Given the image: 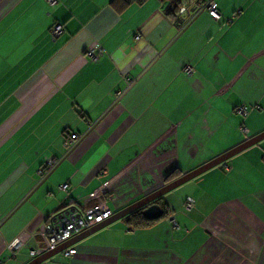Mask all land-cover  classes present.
Listing matches in <instances>:
<instances>
[{
  "label": "crops",
  "instance_id": "obj_1",
  "mask_svg": "<svg viewBox=\"0 0 264 264\" xmlns=\"http://www.w3.org/2000/svg\"><path fill=\"white\" fill-rule=\"evenodd\" d=\"M213 1L219 20L205 8L178 27L162 0H0V264L27 263L61 205L115 213L158 171L182 175L264 131V0ZM51 160L52 182L39 173ZM182 186L161 217L120 218L42 264H264V138Z\"/></svg>",
  "mask_w": 264,
  "mask_h": 264
},
{
  "label": "built area",
  "instance_id": "obj_2",
  "mask_svg": "<svg viewBox=\"0 0 264 264\" xmlns=\"http://www.w3.org/2000/svg\"><path fill=\"white\" fill-rule=\"evenodd\" d=\"M49 6H53L57 0H46ZM206 8L211 15V17L217 21L220 19V14L216 9V4L213 0L202 1L197 4L195 13L201 9ZM192 13H189L188 6L186 4H182L178 9V16L182 19H188ZM182 27V26H181ZM63 30V27L60 23H54L50 27V32L52 37H56ZM101 52V48L98 44L93 47L87 49L86 53L91 58H96L98 54ZM184 72H191L192 66L187 64L183 68ZM235 111L238 114L245 115L247 113V108L244 105H238L235 107ZM242 131L244 134H247V127H242ZM80 136L77 133H71L67 136L65 140V144L67 148H71ZM248 137H246L247 139ZM56 160H51L48 162L49 166L53 167L56 163ZM48 170L45 171V173ZM41 172V171H40ZM42 174V173H41ZM61 188H65V184L61 185ZM194 199L191 197H187L183 203L185 210H190L193 207ZM113 215V212L106 205L104 201L98 202L97 204L88 207V208H76V207H68L66 209H61L57 211L55 214L51 215L48 220L45 222L42 231L40 232L43 239V247L39 250H30L29 256L30 259L38 256L45 251L53 250L61 243L67 241L68 239L74 237L75 235L85 231L96 224H99L107 219H109ZM167 220L172 229L178 227V223L173 216L167 217ZM21 242L19 239H15L8 247L9 249L15 250L20 246ZM76 249L71 245L61 252L63 255H73L75 254Z\"/></svg>",
  "mask_w": 264,
  "mask_h": 264
},
{
  "label": "water",
  "instance_id": "obj_3",
  "mask_svg": "<svg viewBox=\"0 0 264 264\" xmlns=\"http://www.w3.org/2000/svg\"><path fill=\"white\" fill-rule=\"evenodd\" d=\"M203 9L204 8L199 9L195 13L194 17L197 16L198 14H200L203 11ZM195 10H196V8H191L190 12H195ZM262 138H264V131L254 135L252 137H248L247 139H245L244 141H242L240 144L236 145L235 147H232L231 149H229V150L225 151L224 153L214 157L213 159L207 161L206 163H203L202 165L196 167L195 169L188 171L186 173H183L179 177L173 179L172 181H170L168 183H165L163 186L154 190L153 192H150L147 195L143 196L142 198L138 199L137 201L123 207L122 209L113 213V215L109 219H107V220H105L99 224H96L95 226H93V227H91L85 231H82L81 233H79V234L75 235L74 237L68 239L67 241L61 243L55 249L45 251L44 253L39 254L38 256L30 259L25 264H41L44 261L51 258L52 256H54L55 254L61 252L63 249L73 245L75 242H77V241L81 240L82 238L88 236L89 234L107 226L108 224H110V223H112V222H114L120 218L125 217L129 213H131L134 210H137L139 208H143L142 209L143 215L149 220H153V219H157V218L161 217V215H162L161 208L157 203L154 202L156 199L162 197L165 193L171 191L172 189L176 188L177 186L183 184L184 182L198 176L199 174L208 170L209 168H212L213 166L224 162L225 160H227L232 155L236 154L237 152L241 151L242 149L246 148L247 146L258 142ZM60 161H61V159L57 162V164ZM57 164L54 165L53 169L55 168V166ZM49 173L45 177H43V179L47 178Z\"/></svg>",
  "mask_w": 264,
  "mask_h": 264
},
{
  "label": "trees",
  "instance_id": "obj_4",
  "mask_svg": "<svg viewBox=\"0 0 264 264\" xmlns=\"http://www.w3.org/2000/svg\"><path fill=\"white\" fill-rule=\"evenodd\" d=\"M116 1V3H119L121 5V7L126 6L127 4H129L132 1H136L138 3L143 2L144 0H113ZM166 3L164 11L166 13L167 16H169L175 24L178 25V27L183 26V24L185 23V19H182L178 16V9L182 4H186V6H188V11H190L191 8L195 7L198 3L204 1V0H162ZM54 167V166H53ZM53 167L49 166V164L47 163L46 165H42V167L40 168L39 172L41 174L42 177H45L52 169ZM48 170L46 173L45 171ZM179 173L177 172L176 169H172L170 170L167 175L165 176V181H170L174 178L179 177ZM161 198V197H160ZM158 198L155 203H157L160 208H161V213L165 214V208L163 206V202L161 201V199ZM68 207H75L73 205H71V203H66L64 205H61L57 211L61 210V209H66ZM76 208H80V207H76ZM143 208H139L137 210H134L133 212L129 213L128 215H126L124 217V219L129 220L134 222V224H148L150 222L149 219L145 218V216L143 215ZM55 211L54 214L57 212ZM42 264V263H41Z\"/></svg>",
  "mask_w": 264,
  "mask_h": 264
},
{
  "label": "rangeland",
  "instance_id": "obj_5",
  "mask_svg": "<svg viewBox=\"0 0 264 264\" xmlns=\"http://www.w3.org/2000/svg\"><path fill=\"white\" fill-rule=\"evenodd\" d=\"M197 6V5H196ZM196 6L195 7H193V8H196ZM205 9V8H204ZM194 14H195V12H193ZM192 13V14H193ZM187 19H185V21H186ZM247 113H248V111H247ZM247 113L245 114V115H243V114H240V116L241 117H244V116H246L247 115ZM242 127H244V126H242ZM242 127H241V132L243 133V131H242ZM246 127V126H245ZM142 167V171L140 172V173H137V172H135V173H133V172H131V170L130 171H126V172H124V175L126 176V180L128 181V183L129 184H131V183H137V185H140L141 184V182H144V180L146 179V176L148 175V174H150L149 173V170H150V167L151 166H141ZM136 170H138V169H136ZM54 172V171H53ZM62 172H61V170H57L55 173H52L51 175H49L48 176V178H46L47 180H49L50 182H52L53 180H58V178L60 177V174H61ZM155 174V173H154ZM157 184L155 185V186H157V187H155V189L156 188H160L161 186H163L165 183H168V182H170V181H172V180H170V181H165L164 180V171H158L157 173ZM40 178H42V177H40ZM45 179V180H46ZM175 179V178H174ZM144 184V183H143ZM183 184H181L180 186H178V187H176V188H174V189H172L171 191H169V192H174L177 196H178V199H180L181 198V196H182V191L184 190V188H182L183 186H182ZM144 186V185H143ZM39 187H41V186H38L34 191H36ZM142 188V187H141ZM143 189H146V190H148V188L147 187H143L142 188V190ZM117 191H122L121 190V188H117L116 189ZM33 191V192H34ZM168 193V192H167ZM31 196V195H30ZM29 198V197H28ZM180 202H181V200H180ZM24 205V203H22V205L21 206H23ZM24 207V206H23ZM184 207V206H183Z\"/></svg>",
  "mask_w": 264,
  "mask_h": 264
},
{
  "label": "flooded vegetation",
  "instance_id": "obj_6",
  "mask_svg": "<svg viewBox=\"0 0 264 264\" xmlns=\"http://www.w3.org/2000/svg\"><path fill=\"white\" fill-rule=\"evenodd\" d=\"M156 189H158V188H156ZM156 189H154V190H156ZM154 190H153V191H154ZM153 191H151V192H153ZM156 200H157V199H156ZM156 200H155V201H156ZM155 201H154V202H155Z\"/></svg>",
  "mask_w": 264,
  "mask_h": 264
},
{
  "label": "clouds",
  "instance_id": "obj_7",
  "mask_svg": "<svg viewBox=\"0 0 264 264\" xmlns=\"http://www.w3.org/2000/svg\"><path fill=\"white\" fill-rule=\"evenodd\" d=\"M189 13H193V12H190V11H189Z\"/></svg>",
  "mask_w": 264,
  "mask_h": 264
}]
</instances>
